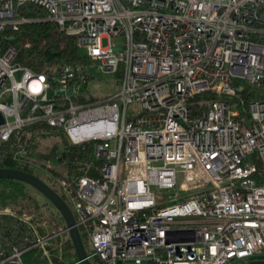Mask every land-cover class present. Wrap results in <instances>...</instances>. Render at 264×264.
<instances>
[{
	"label": "built area",
	"instance_id": "1",
	"mask_svg": "<svg viewBox=\"0 0 264 264\" xmlns=\"http://www.w3.org/2000/svg\"><path fill=\"white\" fill-rule=\"evenodd\" d=\"M25 3L89 62L19 60L12 40L39 20L16 9ZM96 71L118 76L120 90L94 98ZM0 115V166L42 169L58 184L89 260L264 259V0H0ZM47 126L90 143L75 171L37 158ZM65 232L0 208V264H60Z\"/></svg>",
	"mask_w": 264,
	"mask_h": 264
},
{
	"label": "trees",
	"instance_id": "2",
	"mask_svg": "<svg viewBox=\"0 0 264 264\" xmlns=\"http://www.w3.org/2000/svg\"><path fill=\"white\" fill-rule=\"evenodd\" d=\"M16 9L22 14L39 18V20H32L23 23L16 32L15 38L12 40L19 47L18 59L23 63L39 70L45 65H63L69 62L86 64L89 62V60L80 53L75 37L66 34L59 29L56 23L46 19L44 8L33 3H25L17 6ZM26 41L30 43L28 48L24 47ZM119 74L120 72L117 73V75ZM87 76L88 78L93 77L92 74H88ZM243 94L246 97L254 96L252 93L247 94L243 92ZM45 128L60 137L63 148L58 160H60L61 166L65 168V173L75 171L82 157L90 152V143H73L63 128L54 126H47ZM56 151L58 150L55 146L47 151L37 149V158L46 161L54 155ZM2 165L7 167H17L36 173L30 166L16 165L10 161H7ZM44 181L55 189L49 181ZM55 190L59 192V190ZM41 196H43L45 200L41 199ZM49 204L54 207L50 214L44 211ZM6 206L32 212L36 215L38 220L45 221L47 225L48 223H53L57 228L65 227V221L54 204L42 192L26 181L11 177H0V208ZM80 234L85 250L89 253L91 247L88 246V240L84 237L82 231ZM73 250L74 248L70 238L67 237L66 239H63L61 245L62 259L60 264H67L64 261L66 255L73 254L76 256L74 253L75 251ZM93 260L101 264L98 259L93 258ZM70 264H78L77 257H75V260Z\"/></svg>",
	"mask_w": 264,
	"mask_h": 264
},
{
	"label": "rangeland",
	"instance_id": "3",
	"mask_svg": "<svg viewBox=\"0 0 264 264\" xmlns=\"http://www.w3.org/2000/svg\"><path fill=\"white\" fill-rule=\"evenodd\" d=\"M119 78L118 76H115L110 73L106 72H100L96 71V73L93 75V77L88 78L86 89L89 94H91L94 98L96 99H105L106 97L118 92L120 90V84L118 82ZM85 90V88H84ZM49 130V129H47ZM46 133H42L40 135H37L34 137V140L36 142V149L39 150H49L53 146L57 148L59 152H61L63 145L60 140V137L57 134H54L49 131H45ZM47 163L51 165L50 167L53 169L54 173H60L64 174L65 173V168L61 166L60 160L56 159L53 155L48 159ZM40 178L43 180L49 181L52 186L59 190V186L55 181L50 180L45 173H43V170L38 169V171L34 170ZM174 190V189H172ZM165 192H169V190H165ZM41 199L45 200L43 196H41ZM174 201H169V203H174ZM54 207L49 204L47 208L44 209L46 213L50 214L51 210H53ZM49 231H54L57 229V227L53 223H48L47 225ZM69 237V233L65 232L64 233V238L66 239ZM88 246L90 244L88 243ZM74 251V250H73ZM75 253V252H74ZM75 257L73 254L66 255L64 257V261L67 264L72 263L75 260ZM247 262V260H241V261H236L233 262V264H243ZM91 264H100L91 258ZM102 264V263H101Z\"/></svg>",
	"mask_w": 264,
	"mask_h": 264
},
{
	"label": "water",
	"instance_id": "4",
	"mask_svg": "<svg viewBox=\"0 0 264 264\" xmlns=\"http://www.w3.org/2000/svg\"><path fill=\"white\" fill-rule=\"evenodd\" d=\"M2 120L0 115V121ZM0 177H11L26 181L42 192L59 210L69 233L78 264H90L72 209L65 199L42 178L33 172L16 167L0 166ZM243 264H264V259H253Z\"/></svg>",
	"mask_w": 264,
	"mask_h": 264
}]
</instances>
